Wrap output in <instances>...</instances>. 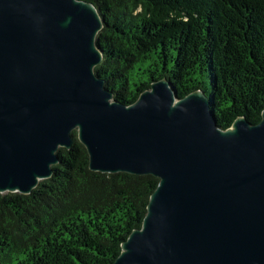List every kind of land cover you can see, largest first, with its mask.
Returning a JSON list of instances; mask_svg holds the SVG:
<instances>
[{
  "label": "water",
  "instance_id": "1",
  "mask_svg": "<svg viewBox=\"0 0 264 264\" xmlns=\"http://www.w3.org/2000/svg\"><path fill=\"white\" fill-rule=\"evenodd\" d=\"M102 26L88 2L0 0V196L50 178L75 131L91 171L159 180L113 264H264V110L223 130L207 95L164 79L113 100Z\"/></svg>",
  "mask_w": 264,
  "mask_h": 264
},
{
  "label": "trees",
  "instance_id": "2",
  "mask_svg": "<svg viewBox=\"0 0 264 264\" xmlns=\"http://www.w3.org/2000/svg\"><path fill=\"white\" fill-rule=\"evenodd\" d=\"M97 10L102 54L95 74L131 105L154 81L177 98L208 96L217 124L264 110V0H80ZM50 178L28 195L0 196V264H113L139 229L159 180L100 173L71 133Z\"/></svg>",
  "mask_w": 264,
  "mask_h": 264
}]
</instances>
